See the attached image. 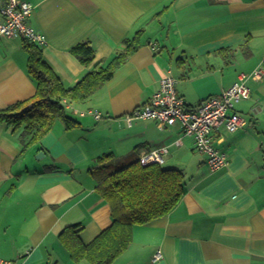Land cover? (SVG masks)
I'll return each instance as SVG.
<instances>
[{"label":"crops","instance_id":"1","mask_svg":"<svg viewBox=\"0 0 264 264\" xmlns=\"http://www.w3.org/2000/svg\"><path fill=\"white\" fill-rule=\"evenodd\" d=\"M25 1L33 5L29 23L45 38L44 60L68 87L143 34L113 77L75 106L99 109V121L80 115L71 129L57 122L24 154L20 130L0 122V257L16 264H91L76 263L60 235L81 224L88 244L113 222L110 204L96 190L94 172L104 164L99 155L126 159L168 147L162 164L184 172L185 193L166 216L135 225L131 244L111 264H264V0ZM7 2L0 0V20ZM85 42L94 49L88 65L73 53ZM28 56L22 38L0 41V110L36 94ZM257 68L261 79L253 77ZM168 72L190 108L237 81L250 87V97L234 105L244 126L213 133L230 159L227 167L211 171L178 123L128 124L126 115L151 100Z\"/></svg>","mask_w":264,"mask_h":264},{"label":"trees","instance_id":"2","mask_svg":"<svg viewBox=\"0 0 264 264\" xmlns=\"http://www.w3.org/2000/svg\"><path fill=\"white\" fill-rule=\"evenodd\" d=\"M142 34L139 31L134 39L126 40L121 53L106 67H94L73 87L62 82L44 60L40 47L22 38L29 55L27 71L35 81L36 94L25 102L0 110V122L13 126L14 132L20 130L23 154L30 146L39 144L57 122L71 129L80 124V115H91L97 121L103 118L97 108L77 111L75 106L92 97L113 77L114 71L140 46ZM73 53L84 65L94 59V49L89 42L74 47ZM90 109L98 110L101 118L89 113ZM98 159L102 163L110 159L94 172V178L97 192L110 204L113 222L88 244L80 237L81 224L61 233V241L76 263L86 260L91 264H111L131 244L135 225L166 216L185 193V174L180 169L164 168L158 163L144 165L138 155L119 159L113 153H106Z\"/></svg>","mask_w":264,"mask_h":264},{"label":"built area","instance_id":"3","mask_svg":"<svg viewBox=\"0 0 264 264\" xmlns=\"http://www.w3.org/2000/svg\"><path fill=\"white\" fill-rule=\"evenodd\" d=\"M33 13V5L25 0H8L2 9L0 20V41L3 38H25L38 47L45 44L44 36L29 23ZM263 70L257 68L253 77L261 79ZM177 78L168 72L160 80L159 89L151 100L137 107L126 115L129 125L137 119H154L160 127L180 124L186 135L194 138L197 151L207 157L211 171L227 167L230 159L224 151L215 144L213 133L221 127L234 132L245 124L244 116L234 109L236 102L250 97L251 90L245 80L235 82L220 95L205 99L194 108H190L178 94ZM89 113L97 119L101 118L98 110L90 109ZM85 114V112H82ZM169 153L168 147H161L145 152L140 156L144 165L162 164ZM161 257L157 253L156 259ZM0 264H16L15 260L0 257Z\"/></svg>","mask_w":264,"mask_h":264},{"label":"rangeland","instance_id":"4","mask_svg":"<svg viewBox=\"0 0 264 264\" xmlns=\"http://www.w3.org/2000/svg\"><path fill=\"white\" fill-rule=\"evenodd\" d=\"M78 116H79V115H78ZM79 117H80V116H79ZM104 154H106V152L100 154L99 156H103ZM105 162L108 163L109 161H106V160H105ZM105 162H104V163H105ZM162 166H163L164 168H167V167H166L165 165H163V164H162Z\"/></svg>","mask_w":264,"mask_h":264},{"label":"water","instance_id":"5","mask_svg":"<svg viewBox=\"0 0 264 264\" xmlns=\"http://www.w3.org/2000/svg\"><path fill=\"white\" fill-rule=\"evenodd\" d=\"M41 155H43V152H39L36 158H39Z\"/></svg>","mask_w":264,"mask_h":264}]
</instances>
